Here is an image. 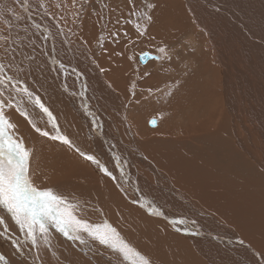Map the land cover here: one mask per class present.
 Masks as SVG:
<instances>
[{
    "label": "bare ground",
    "instance_id": "1",
    "mask_svg": "<svg viewBox=\"0 0 264 264\" xmlns=\"http://www.w3.org/2000/svg\"><path fill=\"white\" fill-rule=\"evenodd\" d=\"M50 1L55 3L53 10L64 24L50 14L49 6L41 0H0L3 10L0 34L17 35L26 41L28 49L35 51V57L49 70L52 84L61 90L66 101L63 107L72 108L76 119L86 125L85 132L94 143L90 145L95 149L93 155L116 177L104 180V191L111 202H115L113 197L120 184L132 190L131 202L126 201L124 188L118 199L133 217L126 215L133 235L125 226L123 229L114 223L111 226L152 264H166L162 261L166 252L157 246L168 244L170 249L176 241L174 237L181 246L172 249L175 254H169L168 258L174 261L167 264H217L214 259L220 260V264H264L263 251L235 229L234 221L221 216L224 207L218 206L222 204L218 200L223 201L227 209L239 204L241 198H235L234 191L235 197H231L233 187L235 192L242 189L243 192L248 187L264 194V0H146L156 5L149 12L151 22L138 15L148 11L145 0ZM135 21L141 22V29L146 27V31L138 29ZM6 22L12 25L10 31ZM185 33L192 34L187 40L190 46L200 43L202 51L193 50L188 54L193 68L179 75V68L189 66L188 63L181 65L187 51H182L176 43ZM73 39L76 44L72 43ZM156 43L176 48H168L166 55L173 52L172 55L157 62ZM96 46L94 55L99 56L90 61L86 54ZM137 46L139 54L132 56L131 48L137 49ZM137 87L142 95L148 96L143 106H136L137 115L128 116L126 112L136 105H130L135 96L130 101L129 93L132 89L137 92ZM40 100L52 112L55 121L49 120L38 106V118L43 125L46 122L51 131L44 130L36 121L35 125L54 136L57 129L53 123L58 124L59 133L67 136L75 147L37 134L34 129L31 149L44 142L46 151L60 149L58 158H61L64 150L76 148L72 135L64 130L68 112L61 114L52 102L42 97ZM158 101L166 105L158 107ZM158 110L163 118L160 123L156 120ZM176 119L182 122L173 124ZM119 121L125 124L129 143L121 137ZM229 123L233 125L229 137L233 141L225 139ZM164 139L169 140L166 145L171 146V150L162 152L159 148L154 150L153 144H143ZM180 145L188 149L184 158L189 166L204 165L199 171L189 169L182 175L204 183L203 187L174 182V177L180 174L175 170L170 172L169 162L178 166L184 160L177 155ZM85 146L89 148L88 144ZM252 168L259 172H252ZM53 169L56 166L50 165L45 183L44 168L38 167L39 171L33 176L29 173L33 185L52 189L54 182L62 180L54 185V193L68 198L76 180L88 182L90 179L85 171L53 172ZM91 181L92 188L98 189L94 179ZM191 190L204 197L194 198ZM250 193L248 200L264 203V195L252 198ZM141 208L147 214V221L145 218L137 220V215L142 214ZM82 234L88 237L87 233ZM148 236L157 243L155 252L149 250ZM147 239L150 242H144ZM187 241L194 245L192 251L201 254V258L190 259L193 254ZM0 256L4 257L0 264L19 263L2 235ZM186 258L189 260L184 261ZM115 262L113 264H123Z\"/></svg>",
    "mask_w": 264,
    "mask_h": 264
},
{
    "label": "rangeland",
    "instance_id": "2",
    "mask_svg": "<svg viewBox=\"0 0 264 264\" xmlns=\"http://www.w3.org/2000/svg\"><path fill=\"white\" fill-rule=\"evenodd\" d=\"M41 2L44 5L49 6L50 14L56 15L57 20L61 24H64L63 19H61L56 14V12L53 10L54 7L56 6L53 1L41 0ZM11 12L16 15H19L18 11L16 10H12ZM135 23L140 24V25L142 24L139 21H135ZM195 31L196 30H194V32ZM191 35L192 34L185 33L183 39L176 40V43L178 44V46L181 47L182 51H187L185 57L183 58V61L180 62L181 65H183V63L189 64V66L186 69L179 68V71H180L179 75H183L184 70L191 71L193 68V63L192 64L190 63L192 59L188 56V54L193 50H196V52H199V53L202 51V45L200 43L195 46H190V44L187 42V40L190 39ZM12 37L13 38L15 37V38L12 39ZM12 37H9L10 40L8 39L9 44L7 45L3 44V47L11 46V48L15 49V52H16V53L14 52V56H15L14 60H6V66L8 65V62L9 64L12 63V66L11 68L6 67L5 75H10L13 77L17 76L19 79L24 80V84L26 85L28 84L27 87L32 92H34L35 95H38L39 97L46 99L48 102H52L55 106L59 108L58 110L61 112V114L68 112L67 116L64 118V121L66 123L68 122L64 130L67 129L65 131H67L68 133L72 135L71 139L75 142L76 148H79L82 152L93 155V151L95 149L90 145L92 144L94 145V143L92 141V138L89 136V134L86 133L87 132L86 127H85L86 125L83 123L81 119L80 120L76 119L74 115V110L72 108L65 109L63 107V104L66 101L63 98L61 90L60 89L57 90V87L54 84H52L53 80L51 78V75L49 74L50 73L49 70L46 68V66L44 67L41 64V61H39L35 57V51H33L32 49H28L27 47L28 44L26 43L25 40L19 38L17 35H12ZM14 40L16 41V44L13 43ZM76 42L77 41L73 39L72 43L76 44ZM0 43H3V42L0 41ZM136 43L137 42H135L134 45H136ZM129 46H128V49H130ZM161 48H164L165 51L160 52ZM168 48L175 49L176 46L175 45L164 46L163 44L158 45L157 43L156 45H154V49L157 50V53L159 55V59L157 62H162L166 60L169 55H172L173 52H171L169 55H166L168 54V51H169ZM20 49L22 51H20ZM96 49H97V46L94 49H91L92 51L89 50L87 52L86 55L90 61L92 59L95 61L98 58L99 56L98 53H95V55L97 56L94 55V52L96 51ZM131 51H132V56H134L138 52V46H137V49L132 47ZM2 53H3V48H0V54ZM143 53H141L142 55L140 54L141 57L144 56ZM138 54L139 52L137 53V55ZM150 54L152 55V53ZM23 63H25L26 65H24ZM15 66L17 67V69ZM19 70L21 73L19 72ZM33 70H34V73H31L33 72ZM17 77L14 78V80L18 79ZM10 84L11 83H7V82L5 84L7 91H5L6 93L4 92V98H7L11 94L14 105H18L21 108V110L25 109L28 113V118H25L23 115H21V113L18 112L15 107L13 108L6 107L4 111H5L6 116L9 117L10 120L17 126L15 129V133L19 137H22L25 145L29 149H31L32 136H35L33 132L34 128L32 127V125L35 124V121L40 125V127H43L44 130L48 128L51 131V127H47L46 122L43 125L41 119L38 118L39 116L38 111L40 112L38 105H35L34 103L30 102L26 94L24 93L17 94L16 92L14 93V90L11 87L12 84L11 85ZM17 86L23 87V84H19ZM131 86H134V85L132 84ZM52 92L55 94V96ZM134 96H135V101L134 103H132L131 99L134 98ZM147 96L148 95H142L138 87H137V92H136V89H132L131 93H129L130 101L132 103V104L130 103V105L134 106L136 104L134 106L135 110L133 109L134 112H132L133 110L126 112V114L128 116H133V117L137 115L136 106H143V101L147 99L146 98ZM50 97L52 101L50 100ZM162 105H166V103H161V101H158L157 106L161 107ZM12 110H15V113H12ZM74 118L76 119V121ZM162 119L163 118H161L160 112L158 110L156 120L158 123H160ZM23 121H28L29 123H23ZM179 122H182V119L173 120V124H176ZM118 127L120 131L122 132L123 136L121 135V137L123 138V140H125L126 143H129L128 135L125 129V124L119 121ZM74 130L76 132H73ZM232 130H233V125L232 123H229L228 130L225 133V139L233 141L229 138L232 135ZM36 133L41 134L38 132ZM168 143H170L169 140L164 139L161 141L150 142V143L144 142L143 144L144 145L153 144L154 150H157L159 148L163 152L164 150L172 149L171 146L166 145ZM86 144L89 145V148L85 146ZM76 148H73V149L67 148V150H64L62 157L58 158L61 150L54 149V150L46 151L44 149V142H41L39 147L36 149H33L32 147L31 149L32 155H31L30 162H29L30 175L33 176L38 170V167L44 168L46 170L45 177H44V183H45L49 175L50 165L52 167L56 166V169H53V172L54 171L56 172L57 170H62V171L71 170L73 173H76V171L77 173H81L82 171L87 172L90 175L89 181L86 182L81 179L76 180L73 184L75 189L72 191L71 194H69V197H68V199L72 202H79V206L75 210V215L80 219L90 220L91 222L98 223V224H103L104 222H108L111 225H113L112 223H114L117 226L120 225L121 229H123L122 227L125 226L124 229L130 235H133L130 230L129 223L126 222V219H128L126 215H128L129 218H133V217L131 214H129V209L126 208V206L123 203H121L120 199H118L120 197V192L123 193L122 188H124L126 190V194L123 193V195H126V201L128 203L131 202V200L134 199L132 190L129 187L120 184L119 191L116 192L115 196L113 197L114 198L113 201L115 202H111L109 194L106 191H104V188L106 186L104 180H106L109 176L106 175L105 173H102V171L99 172L98 168L95 167V165L92 162L86 160L83 156H81L75 150ZM187 151L188 149L180 145V148L177 151V155L183 158L184 160L181 161V163L178 164V166L172 161L169 162V168L171 169L170 172L172 173L175 170V172L180 174L174 177V182L175 183L190 182L191 184H194V185L199 184L200 186L203 187L204 183L199 182L196 179H193L192 177H184L182 175L184 171H187L189 169L193 171H199L204 166L202 164L196 165L194 167L189 166L188 162H186L184 158V155ZM220 156L222 157L223 155L220 154ZM96 158L98 159V157ZM56 161H61L63 162V164L62 165L57 164ZM221 162H223L222 159H221ZM252 169H253L252 172L254 171L259 172L257 168H252ZM233 171L237 173L240 172L236 170H233ZM92 179H94V182L96 183L98 189L92 188V186L89 184L92 182L91 181ZM61 182L62 180L58 182H54L55 184H52L51 186L52 190L54 191V185H59ZM116 187L118 188V184H116ZM247 188L248 187H245V190L243 192H242L243 189L241 190V192H235V190H233L234 187L232 188V191H231L232 198L235 196H236L235 198H241V199L244 198L242 199L243 201L241 199L239 200L240 201L238 204L239 206L237 205L233 207V209H227L223 205L224 202L221 200H218L220 203H222L218 206H221L222 208L224 207V214L222 213V210H221V216L224 215V218L234 221L235 229L248 240L255 242L259 246L260 250L263 251L264 253V203H259L255 200H248L249 192H252V194L250 193V196L252 195L251 196L252 198H256V197L258 198L260 195H264V194L261 193L259 190H254L251 188L247 189ZM193 191L194 190H191L192 192L191 194L193 195L194 198H196L197 196L204 197L203 194L199 195ZM232 192L234 193L235 196L232 195ZM243 193L244 195H242ZM203 202L204 200L200 203V206L203 205ZM141 211H142V214L137 215V220H141L145 218L144 221H147L146 212H144L142 208H141ZM147 213L151 217H154L149 212ZM0 216H3L6 222V228L4 226H0V235H2L5 242L11 247L13 253L17 256V259L19 260L18 264H113V263H116L115 262L116 260L117 262L120 261L121 263L126 264V262H124L125 260H123V258L120 257L118 253H114L107 246L100 245L98 241L88 238L82 234L86 238L87 243L85 245H81L79 242H73V241L68 240L66 237L63 236V234H61L58 230H56L54 226H50V229H49V235H50L51 244H52L51 248L45 246L42 241L39 242L40 244L39 248L35 246H31V242L25 241L24 233L19 230L18 226L14 223V221L10 217V214H8L6 210L0 208ZM145 226H146V223H145ZM150 226L153 227L152 224H150ZM147 232L149 231L147 230ZM171 237H174V235H171ZM148 239L151 241V248H149L150 252H155V246L157 243H155L149 236H148ZM148 239L147 241L145 240L144 242H147V243L150 242L148 241ZM173 239H175L176 241L172 244V247L170 249H169L170 246L168 244H166L168 248L165 244H161L162 246L161 245L157 246L166 252L164 253L165 254L164 255L165 257H163L164 259H162V261H165L166 264L173 260V259L168 258L169 254L170 255L175 254L172 252L173 251L172 249L176 246H181V243L177 242V239L175 237ZM14 240H18L21 243L22 248L18 249L16 247V244L13 243ZM187 245L192 251V249L194 248V245H192L190 241L187 243ZM192 254H193L192 257L190 258L191 260L199 259V257L201 258L202 256L197 251L196 252L192 251ZM108 256L110 257L108 258ZM113 258L114 259L116 258V259L114 260ZM183 260L184 261L189 260V258H186ZM202 260L204 262L203 258ZM213 261L214 263L220 264V260L218 259H214ZM195 264H198V263H195Z\"/></svg>",
    "mask_w": 264,
    "mask_h": 264
},
{
    "label": "snow or ice",
    "instance_id": "3",
    "mask_svg": "<svg viewBox=\"0 0 264 264\" xmlns=\"http://www.w3.org/2000/svg\"><path fill=\"white\" fill-rule=\"evenodd\" d=\"M75 2L76 0H73V3ZM155 6V4L147 3L145 0V7L148 11L138 13V15L145 18L147 22H151L152 16L149 12ZM133 7L135 8V5ZM2 15L3 10L0 9V16ZM6 23L10 31L12 25L10 22ZM136 27L141 29L140 24H137ZM141 30L146 31V27ZM8 39V36L0 34V41L3 42L0 43V48H3V53L0 54V206L10 214L19 230L24 233L25 241H30L31 246L39 248V242L42 241L45 246L51 248L49 229L50 226H54L70 241L85 245L87 240L82 233H87L89 238L98 241L100 245L107 246L114 253H118L123 260L129 261L130 264H152L147 256L134 249L122 238L117 229L111 226L110 223L104 222L103 224L93 225L87 220L78 218L75 215V210L78 208L79 202H72L67 197L54 193L52 189H39L33 185L29 175L32 150L25 145L23 138L15 133L17 126L6 116L4 109L15 107L25 118H28V113L26 110H21L18 105H14L11 94L4 98V92L7 91L6 82L12 84V88L17 94H26L30 102L38 105L43 113L47 114L49 120L54 122L55 117L41 102L40 97L35 95L22 79H16L14 82L13 76L5 75L6 60L15 59V49L11 46L3 47ZM164 51V48L160 49V52ZM11 66V64L7 65L8 68H11ZM19 84H23V87H18ZM152 123L155 124L156 121L153 120ZM32 127L43 136H50L48 131L42 130L35 124ZM53 127L57 129V134L50 136L51 139L75 147L67 136L59 133L58 124L53 123ZM75 150L86 160L95 164L106 175L116 179L112 172L94 155L82 152L79 148ZM133 203H138V201H133ZM152 211L155 212L156 210L153 209ZM0 226L6 228L3 216H0ZM13 243L16 244L18 249L22 248L18 240H14ZM3 259L4 257L0 256V260Z\"/></svg>",
    "mask_w": 264,
    "mask_h": 264
},
{
    "label": "water",
    "instance_id": "4",
    "mask_svg": "<svg viewBox=\"0 0 264 264\" xmlns=\"http://www.w3.org/2000/svg\"><path fill=\"white\" fill-rule=\"evenodd\" d=\"M143 57V59H145L146 58V56H142Z\"/></svg>",
    "mask_w": 264,
    "mask_h": 264
}]
</instances>
